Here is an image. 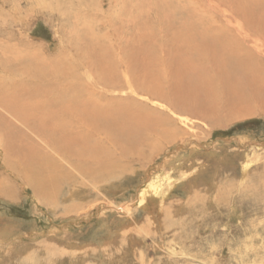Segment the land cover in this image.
<instances>
[{"label":"rangeland","instance_id":"obj_1","mask_svg":"<svg viewBox=\"0 0 264 264\" xmlns=\"http://www.w3.org/2000/svg\"><path fill=\"white\" fill-rule=\"evenodd\" d=\"M68 1L56 9L49 5L56 0H0V21L28 18L18 27L46 56L65 51L62 58L77 60L61 43L65 20L53 17L65 18L64 6L80 13V26L114 60L122 88L111 95L160 109L175 131L114 178L92 183L74 171L75 182L57 195L70 208L51 206L9 178L11 197L0 195V264H264V112L221 111L211 122L129 87L135 79L121 65L126 47L165 41L162 24L178 0ZM201 3L180 0L175 17ZM83 70L90 80L94 73Z\"/></svg>","mask_w":264,"mask_h":264},{"label":"bare ground","instance_id":"obj_2","mask_svg":"<svg viewBox=\"0 0 264 264\" xmlns=\"http://www.w3.org/2000/svg\"><path fill=\"white\" fill-rule=\"evenodd\" d=\"M222 3L206 0L177 18L178 0L162 24L165 41L126 47L121 65L135 79L129 87L211 122L221 111L264 112V0ZM62 9L65 18L53 19L65 20L61 43L77 60L62 58L63 50L46 56L18 27L28 18L0 21V195L11 197L14 178L51 206L70 208L57 195L75 172L92 183L114 178L168 143L175 129L160 109L111 95L122 88L111 54L80 26V13ZM81 67L94 73L90 80L80 77Z\"/></svg>","mask_w":264,"mask_h":264}]
</instances>
